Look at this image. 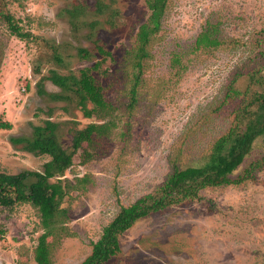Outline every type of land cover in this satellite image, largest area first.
Listing matches in <instances>:
<instances>
[{
    "label": "rangeland",
    "instance_id": "rangeland-1",
    "mask_svg": "<svg viewBox=\"0 0 264 264\" xmlns=\"http://www.w3.org/2000/svg\"><path fill=\"white\" fill-rule=\"evenodd\" d=\"M75 1L87 10L73 18L68 9ZM102 1L117 13L114 26L107 12H96L98 0H0V121L12 124L0 128V172L43 170L50 156L29 151L17 140L32 138L35 127L57 123L60 143L72 150L75 132L94 121L72 92L54 81L55 74L80 75V69L92 68L107 99L127 101L120 61L150 11L145 0ZM2 11L14 15L30 36L14 35ZM210 21L219 23L223 43L195 50L196 37ZM263 39L264 0L169 1L131 134L122 135V117L92 156H84L83 143L63 176L73 183L76 177L88 179L63 203L73 234L55 242L54 264L82 262L121 206L153 191L175 164L205 162L234 118L239 97L227 98L228 86L239 73L236 85L246 87ZM97 45L114 58L99 53ZM79 48L89 49L90 58H82ZM262 156L264 138L234 176ZM42 233L40 213L30 203L0 208V264H38L35 247ZM120 242L121 252L106 264H264V168L254 178L207 187L199 199L139 219Z\"/></svg>",
    "mask_w": 264,
    "mask_h": 264
},
{
    "label": "trees",
    "instance_id": "trees-1",
    "mask_svg": "<svg viewBox=\"0 0 264 264\" xmlns=\"http://www.w3.org/2000/svg\"><path fill=\"white\" fill-rule=\"evenodd\" d=\"M150 11L147 21L142 23L132 43L125 49L120 61L123 91L127 101L113 104L107 99L102 85L91 74L92 68L79 70L80 75L67 76L55 74L54 81L63 90L72 92L77 105L85 116L94 117L85 128L74 134L72 150L60 143L57 131L58 124L49 121L46 127H35L34 136L19 137L27 149L37 154L50 156L43 165V170H24L9 174L0 172V208L13 207L18 203H30L40 213L43 233L35 247V260L38 264H54L51 254L54 244L64 236L72 235L69 228L70 210L63 203L73 189H84L88 175L76 177L73 183L63 177L73 163V155L86 142L84 156L89 157L97 150L101 140L111 133L124 118L122 135L131 134L132 118L142 96L141 87L147 81L145 73L154 56V44L162 28L163 17L169 8L170 0H145ZM87 10L83 3L75 1L68 9L71 17L76 18ZM96 12L108 13L106 19L110 25L116 24V11L110 5L98 0ZM10 31L24 39L30 33L23 30L14 15L1 12ZM97 21L91 23L92 27ZM264 40V39H263ZM223 43L218 22H207L195 41V50L218 48ZM99 53L114 58L111 51L101 45L96 46ZM82 58H90L91 51L79 48ZM250 69L247 71L248 82L242 90L236 82L243 75H235L228 86L227 98H238L229 128L217 137L211 146L206 160L201 165L181 167L175 164L165 180L153 191L138 198L129 205L121 206L118 215L103 227L101 236L92 242L91 253L79 264H106L121 252V235L135 222L154 212L164 210L188 200L199 199L201 191L207 187L239 184L254 178L255 173L264 168V156L248 163L240 175L234 173L245 162L255 148L258 139L264 138V49L253 55ZM145 81V82H144ZM148 93V90H145ZM54 97H63L54 94ZM12 124L0 121V128H11ZM55 178L53 181L52 179Z\"/></svg>",
    "mask_w": 264,
    "mask_h": 264
}]
</instances>
